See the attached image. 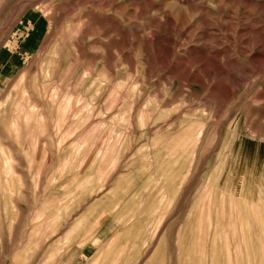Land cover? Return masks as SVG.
Returning <instances> with one entry per match:
<instances>
[{"label":"rangeland","instance_id":"1","mask_svg":"<svg viewBox=\"0 0 264 264\" xmlns=\"http://www.w3.org/2000/svg\"><path fill=\"white\" fill-rule=\"evenodd\" d=\"M0 264H264V0H0Z\"/></svg>","mask_w":264,"mask_h":264}]
</instances>
